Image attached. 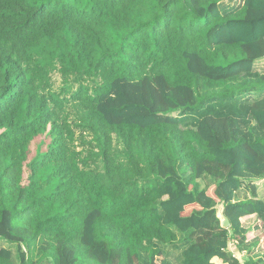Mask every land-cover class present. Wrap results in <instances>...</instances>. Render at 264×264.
Here are the masks:
<instances>
[{"label":"trees","instance_id":"1","mask_svg":"<svg viewBox=\"0 0 264 264\" xmlns=\"http://www.w3.org/2000/svg\"><path fill=\"white\" fill-rule=\"evenodd\" d=\"M226 1L0 0V241L19 264H172L177 243L182 264H241L231 243L264 264V0Z\"/></svg>","mask_w":264,"mask_h":264},{"label":"rangeland","instance_id":"2","mask_svg":"<svg viewBox=\"0 0 264 264\" xmlns=\"http://www.w3.org/2000/svg\"><path fill=\"white\" fill-rule=\"evenodd\" d=\"M231 3V0H228L226 2H224L222 4V6H228L227 4ZM235 4H239V0H233V5ZM255 70L258 71L260 74H264V58L261 59V60H258L256 63H255ZM53 82H54V89L56 92L58 93H61L64 89H65V85L64 83L62 82V79H61V76L59 73H55L53 75ZM174 115H177V114H174ZM117 145V144H116ZM26 177L27 175L25 174V183H27L26 181ZM208 178V177H206ZM201 182V186L204 188L205 184H209V181H207L206 179L203 178V180L200 181ZM211 184H209L208 186H210ZM222 209L219 208V210ZM244 226L250 230L249 234L247 235L248 237V240H250L251 242L255 239V237L260 234V232H256V231H253V228L256 226V220L253 221L252 219H249L247 221H244ZM179 245L180 244H175V246H165L163 248L166 256L167 255H170L171 258H174L175 261H177L175 264H181V250L183 248H179ZM1 248H8L12 251L13 253V261L15 264H19L20 263V251H19V248L16 244H8L6 243L5 241H0V249ZM230 254L232 255H235L241 262V264H243V262L247 259V255L248 254H254V253H259V252H262V251H259V247L258 248H250V250L246 251V249L244 250V252L240 253L238 252V248L236 247V244H233L231 243V246H230ZM237 249V250H236ZM262 254H260L259 256H262ZM180 260V263H178Z\"/></svg>","mask_w":264,"mask_h":264},{"label":"crops","instance_id":"3","mask_svg":"<svg viewBox=\"0 0 264 264\" xmlns=\"http://www.w3.org/2000/svg\"><path fill=\"white\" fill-rule=\"evenodd\" d=\"M240 1H241V0H239V3H240ZM230 4H233V0H232L231 3H229V4H227V5H230ZM206 177H207V176H205L204 179H206L207 181H209V184L212 185V183H213L212 179L209 178V177H208V178H206ZM200 183H201V182H200ZM209 184L206 183L205 186H204V188L207 187ZM256 186H257V195H258V199L264 200V181L256 182ZM202 188H203V187H202ZM248 198L251 199V198H252V195H251V193H250L246 188L242 189L241 191H239V192L236 194V200H237V201H242V200H245V199H248ZM249 219H252L253 221H255V220H257V217H256V215L249 216V217H245V218L242 219V223H243L244 221L249 220ZM243 225H244V223H243ZM244 227H245V226H244ZM245 228H246V227H245ZM230 249H231V248H230ZM183 250H184V248L181 250V256H182V258H181V264L183 263ZM236 250H237V249H236ZM237 251H238V250H237ZM167 258H168V260H169L172 264H175V263L177 262V261H175L174 258H171L170 255H167ZM212 262L215 263V264H224L223 261L220 260L219 258H214ZM178 263H180V260H179Z\"/></svg>","mask_w":264,"mask_h":264},{"label":"water","instance_id":"4","mask_svg":"<svg viewBox=\"0 0 264 264\" xmlns=\"http://www.w3.org/2000/svg\"><path fill=\"white\" fill-rule=\"evenodd\" d=\"M218 218L220 219L222 228L228 229L231 227V224H230L228 218H226L224 215L223 208L218 211Z\"/></svg>","mask_w":264,"mask_h":264}]
</instances>
